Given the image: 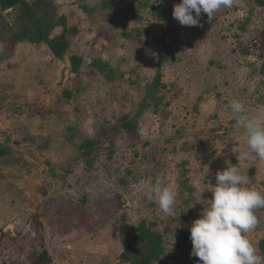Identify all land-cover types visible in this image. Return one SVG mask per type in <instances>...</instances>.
I'll return each mask as SVG.
<instances>
[{
  "label": "rangeland",
  "instance_id": "1",
  "mask_svg": "<svg viewBox=\"0 0 264 264\" xmlns=\"http://www.w3.org/2000/svg\"><path fill=\"white\" fill-rule=\"evenodd\" d=\"M53 1L78 29L65 59L29 43L0 59V147L11 151L0 156V264H32L44 250L43 264H123L126 226L142 221L163 233L173 257L157 264H202L190 227L209 206L217 172L239 164L264 193V161L237 160L248 148L228 107L239 100L254 115L264 106V7L233 0L189 27L173 18L178 0ZM168 36L174 58L161 66L159 106L130 134L122 119L136 115ZM76 55L83 64L73 74ZM94 60L123 76L108 82ZM87 139L97 144L83 157ZM157 177L176 192L173 216L147 198ZM255 214L247 235L264 255V209Z\"/></svg>",
  "mask_w": 264,
  "mask_h": 264
},
{
  "label": "clouds",
  "instance_id": "2",
  "mask_svg": "<svg viewBox=\"0 0 264 264\" xmlns=\"http://www.w3.org/2000/svg\"><path fill=\"white\" fill-rule=\"evenodd\" d=\"M232 5L233 0H182L174 6L172 15L180 25L192 27L198 26L202 12L211 19L214 13ZM228 107L236 117V126L243 130L248 148L237 160L258 157L264 161V106L254 115L239 100H232ZM251 184L239 164L217 172L209 206L190 227L191 255L202 264H264V255L258 254L247 235L259 224L256 210L264 209V193L250 187ZM147 198L155 201L165 215H175L176 192L164 186L161 178L147 186Z\"/></svg>",
  "mask_w": 264,
  "mask_h": 264
},
{
  "label": "trees",
  "instance_id": "3",
  "mask_svg": "<svg viewBox=\"0 0 264 264\" xmlns=\"http://www.w3.org/2000/svg\"><path fill=\"white\" fill-rule=\"evenodd\" d=\"M179 3L182 0H178ZM249 2L251 0H243ZM258 6L264 7L263 0H255ZM84 11H88L87 7H83ZM156 16L164 19L165 17L160 13V8H155ZM94 11V10H91ZM205 13H201L203 15ZM12 16V18H11ZM140 17H134L138 20ZM250 18L246 20V23ZM0 59L6 60L13 57L15 47L22 43H29L32 45H45L48 47L52 55L59 61L65 59L71 46L70 37L78 34L76 27L68 25V19L65 15H60L58 6L53 0H0ZM245 24L242 26L245 29ZM57 28H63L59 35H55ZM264 37V30L262 32ZM125 36L130 37L129 34ZM260 46L264 47V39L260 41ZM161 54L158 60L157 76L154 81L145 88V95L139 105V109L133 118L125 116L122 119V129L128 131L130 134H136L137 119L141 117L145 111L151 107L157 108L159 106L160 97H158L161 88L164 87L162 83L161 66L162 64L174 58L173 42L170 36L162 41ZM71 71L73 74L80 72L83 64L81 56H72L70 58ZM108 82H113L123 75L111 68L102 60H94L91 64ZM264 76V64L260 71ZM67 97H71L69 91L65 92ZM97 142L92 139L84 140L81 143L83 157H90L94 153V145ZM11 151L7 148L0 147V156L10 154ZM192 191V189H189ZM155 224L147 221H142L137 227L126 226L127 245L120 256V261L123 264H157L159 262H166L173 257L166 253L165 240L163 233L154 230ZM167 232V230H166ZM184 246L189 238L188 233H184ZM261 249L264 251V240L261 241ZM48 256L47 250L38 253H33L32 264H43Z\"/></svg>",
  "mask_w": 264,
  "mask_h": 264
}]
</instances>
